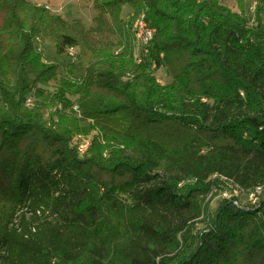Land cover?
Here are the masks:
<instances>
[{
  "label": "trees",
  "instance_id": "obj_1",
  "mask_svg": "<svg viewBox=\"0 0 264 264\" xmlns=\"http://www.w3.org/2000/svg\"><path fill=\"white\" fill-rule=\"evenodd\" d=\"M234 1L92 0L87 29L0 0V264H264V197L206 203L264 187V0Z\"/></svg>",
  "mask_w": 264,
  "mask_h": 264
},
{
  "label": "rangeland",
  "instance_id": "obj_2",
  "mask_svg": "<svg viewBox=\"0 0 264 264\" xmlns=\"http://www.w3.org/2000/svg\"><path fill=\"white\" fill-rule=\"evenodd\" d=\"M2 1V0H1ZM33 3L38 5H45L47 6L52 13L58 14L66 18L70 21H81L84 26L87 29H90L94 25V18L96 16V11L94 9V4L92 0H31ZM223 3L227 5L231 10L237 11V3L234 0H223ZM255 3L252 4L251 12L254 11ZM130 11V8H126L125 14L127 15ZM134 35V33H133ZM135 37V35H134ZM36 48L40 52H42V55L46 61L53 64H59L63 65L65 62L69 61L70 58L68 56H62L58 53L55 46L48 42L43 40H37L36 41ZM155 75L157 76L158 81L165 85L170 83L171 76L167 68L164 66L156 71ZM57 85L55 83H51L50 87L51 89H55ZM32 105V99L29 98L27 101V106ZM31 107V106H30ZM75 111L78 110V107H74ZM74 111V112H75ZM77 115L79 113L75 112ZM98 134L97 130L92 131L88 135H79L74 139V143L78 147V151L81 156H84L91 145V142L93 140V137ZM191 182H187L185 185H191ZM183 186V185H182ZM218 184H214L211 186L210 193H208V196L206 198V203L208 202L210 204V210L215 211L221 201H226L223 199L222 193H221V187H218ZM214 188H217V190H214ZM249 193L242 194L239 198V204L241 205H252V201L250 200ZM264 197V191L263 195L260 196V199ZM204 226L202 224H197L198 229H202Z\"/></svg>",
  "mask_w": 264,
  "mask_h": 264
},
{
  "label": "built area",
  "instance_id": "obj_3",
  "mask_svg": "<svg viewBox=\"0 0 264 264\" xmlns=\"http://www.w3.org/2000/svg\"><path fill=\"white\" fill-rule=\"evenodd\" d=\"M132 31L140 46V52L147 53L148 47L154 38L155 29L148 25L145 14H142L141 16L134 19ZM69 53L71 56H73L75 54V50L70 49ZM213 179H218V177L214 176ZM219 179L220 181L224 182L223 184H221V193L224 200L235 201L236 203H239L238 198L242 194L249 193V195L251 196L250 200L253 202V205L260 202L259 199L263 194L264 187H257L255 190L245 191L238 184L234 183L232 180L226 177H220ZM214 190H217V188H214Z\"/></svg>",
  "mask_w": 264,
  "mask_h": 264
}]
</instances>
